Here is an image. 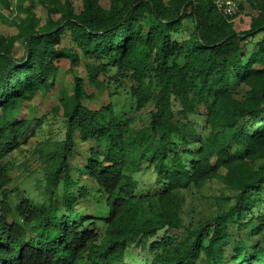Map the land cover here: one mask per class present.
Returning <instances> with one entry per match:
<instances>
[{"label":"trees","instance_id":"1","mask_svg":"<svg viewBox=\"0 0 264 264\" xmlns=\"http://www.w3.org/2000/svg\"><path fill=\"white\" fill-rule=\"evenodd\" d=\"M50 1L42 22L26 8L0 32V264H264V0H245L242 30L214 0ZM61 60L72 84L51 109L65 130L37 151V198L11 186L8 155L34 134L28 101ZM110 86L133 104L91 105ZM142 165L161 189L142 194ZM212 178L231 203L183 223L177 190ZM132 244L150 254L130 259Z\"/></svg>","mask_w":264,"mask_h":264},{"label":"rangeland","instance_id":"2","mask_svg":"<svg viewBox=\"0 0 264 264\" xmlns=\"http://www.w3.org/2000/svg\"><path fill=\"white\" fill-rule=\"evenodd\" d=\"M63 1V0H60ZM106 3L107 0H101ZM240 3L238 11L233 17L232 21L234 27L241 30L248 26V21L254 11L252 7L245 2V0H235ZM50 0H8V4L3 3L0 0V32L2 33H14L16 27L15 21L23 18L29 8L33 11L42 22L46 17V5L44 3H50ZM72 5L79 6L80 0H71ZM192 28V24L189 21H183L182 30L174 35V38L183 39L188 36ZM21 46L16 44L15 53L20 54ZM59 76L55 82L54 87L49 93L41 94L37 92L28 102L34 105L35 118L31 123V129L34 132L33 135L27 138V141L23 143L19 149L13 150L8 155V159L12 162V182L11 186L18 185L26 189V192H30L34 197L40 198L38 189L44 183V175L42 173V164L40 165L41 157L38 156L37 151L44 146L47 147L57 140L63 138L65 123L60 116V111L55 112L51 109L53 105L57 103V96L55 90L59 85L72 84L71 75L65 71L68 66L66 60L59 62ZM78 71L83 74L82 65L78 68ZM85 81V86L88 91H94L90 88ZM111 88V86L109 87ZM110 97L105 91L103 94L97 96L91 103V105L100 106L108 102L111 98L116 110H125L129 105L133 104V101L128 99V95L117 88H111ZM150 108V107H149ZM136 117V125H142L147 122L148 108H144L141 111L134 114ZM199 122L203 121L202 117H198ZM197 119V120H198ZM72 163H76L75 159H72ZM136 178L138 185L141 186L142 194L147 192H155L157 189H161V184H156L154 174L150 168H146L142 165L136 172ZM229 191L224 187L223 183L216 178L208 179L201 186H191L184 189H179L176 192V203L179 207L180 216L183 223L189 224L194 227L199 222L204 221L208 217L212 216L217 210L224 209L229 206L231 200H224L221 196L229 195ZM147 201H145V204ZM159 232L158 237H161ZM127 257L130 259L142 260L144 257L150 254L148 249L143 250L137 244H132Z\"/></svg>","mask_w":264,"mask_h":264},{"label":"built area","instance_id":"3","mask_svg":"<svg viewBox=\"0 0 264 264\" xmlns=\"http://www.w3.org/2000/svg\"><path fill=\"white\" fill-rule=\"evenodd\" d=\"M217 8L226 15H232L238 10V3L235 0H214Z\"/></svg>","mask_w":264,"mask_h":264},{"label":"crops","instance_id":"4","mask_svg":"<svg viewBox=\"0 0 264 264\" xmlns=\"http://www.w3.org/2000/svg\"><path fill=\"white\" fill-rule=\"evenodd\" d=\"M249 20H250V19H249ZM248 22H249V21H248ZM248 26H249V23H248ZM248 26H247L246 28H248ZM233 27H234V24H233ZM234 28H235V27H234ZM246 28H245V29H246ZM235 29H236V30H239V29H237V28H235ZM241 30H242V29H241Z\"/></svg>","mask_w":264,"mask_h":264}]
</instances>
